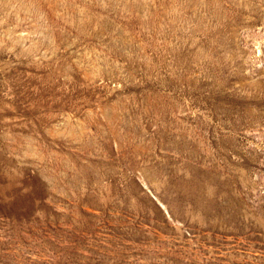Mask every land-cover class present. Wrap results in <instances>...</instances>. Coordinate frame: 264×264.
Instances as JSON below:
<instances>
[{
	"label": "rangeland",
	"instance_id": "rangeland-1",
	"mask_svg": "<svg viewBox=\"0 0 264 264\" xmlns=\"http://www.w3.org/2000/svg\"><path fill=\"white\" fill-rule=\"evenodd\" d=\"M0 264H264V0H0Z\"/></svg>",
	"mask_w": 264,
	"mask_h": 264
}]
</instances>
